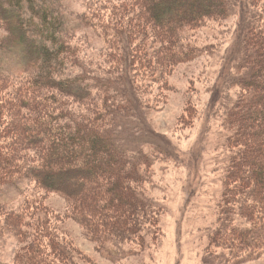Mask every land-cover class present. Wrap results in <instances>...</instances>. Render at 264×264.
Here are the masks:
<instances>
[{
    "label": "trees",
    "instance_id": "16d2710c",
    "mask_svg": "<svg viewBox=\"0 0 264 264\" xmlns=\"http://www.w3.org/2000/svg\"><path fill=\"white\" fill-rule=\"evenodd\" d=\"M136 3L141 12L129 26L139 28L137 36H146L149 48L144 42L135 49L133 26L99 24L109 43L125 44L121 69L83 64L78 49L66 41L68 22L66 17L58 21L54 0H0L6 31L0 38V208L10 216L0 214L5 223L0 229L17 241L14 261L0 264H77L71 238L52 225L67 218L79 222L98 250L119 263L135 254L128 251L135 240L145 241L146 223L157 222L155 205L142 191L152 153L133 149L124 132L129 131L128 118L136 112L145 118L143 110L154 107L145 100L148 87L142 73L151 85H169L173 71L205 54L197 42L201 29L211 20L228 21L235 1ZM146 16L149 24L138 25ZM257 24L244 26V56L237 54V76L226 81L242 92L226 122L234 157L222 231L216 234L238 243L244 260L264 251V240L251 241L264 232V29ZM141 56L149 58L148 67L138 65ZM23 67L26 72L19 74ZM194 111L191 107L190 113ZM24 184L63 196L70 214L53 217L47 208L33 215L35 206L28 204L18 209L8 194ZM237 217L252 227L241 228Z\"/></svg>",
    "mask_w": 264,
    "mask_h": 264
},
{
    "label": "rangeland",
    "instance_id": "374dc122",
    "mask_svg": "<svg viewBox=\"0 0 264 264\" xmlns=\"http://www.w3.org/2000/svg\"><path fill=\"white\" fill-rule=\"evenodd\" d=\"M234 1L235 9L228 21L211 20L199 32L197 42L206 50L205 54L173 71L168 78L169 85L155 82L151 85L149 76L142 73L148 87L145 100L154 107L143 110L145 118L134 113L128 118L129 131L124 132L125 138L132 140L127 144L133 142V149L152 153V161L143 172L142 191L155 205L157 222L146 223L145 241L135 240L128 248V251L134 249L135 254L119 263L99 251L98 244L88 238L86 230L76 220L67 218L65 223L52 224L71 238L77 264H264L262 249L244 260L238 243L231 238L226 242L228 236L216 235L222 231L226 181L234 157L226 122L242 92L238 86L228 87L226 81L232 82L237 76V54L244 56L245 48H241L244 26H253L258 21L257 27L264 29V0ZM54 2L59 10L58 21L62 23L66 17L68 22L66 41L78 49L84 65L124 68L125 44L114 43L113 46L101 26L121 22L131 28L133 25L129 24L141 12L136 0ZM144 19L138 25L149 24L148 17ZM3 25L0 22L1 39L6 36ZM133 27L135 49L144 42L149 48V39L138 37L140 30ZM137 63L148 67L150 60L141 56ZM24 67L19 74L26 72ZM220 93H223L222 98ZM217 96L219 101L215 103ZM191 107L195 108L192 113ZM88 108L90 106L81 110ZM8 198L18 209L26 204L31 208L35 206L31 209L33 215L47 208L53 217L65 218L70 214L67 199L40 189L37 184H24L22 190L9 193ZM239 198L246 200V197ZM261 211L264 213L263 209ZM0 214L10 218L2 208ZM236 220L241 228L252 227L248 220L239 217ZM4 224L0 220V225ZM4 232V228L0 229V263L14 261L17 248V241ZM263 240L264 232L251 239L252 243Z\"/></svg>",
    "mask_w": 264,
    "mask_h": 264
}]
</instances>
